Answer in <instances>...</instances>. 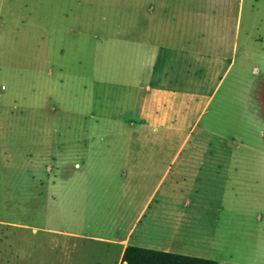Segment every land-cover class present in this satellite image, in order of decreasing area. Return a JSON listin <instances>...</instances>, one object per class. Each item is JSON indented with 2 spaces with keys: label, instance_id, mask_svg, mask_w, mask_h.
<instances>
[{
  "label": "rangeland",
  "instance_id": "1",
  "mask_svg": "<svg viewBox=\"0 0 264 264\" xmlns=\"http://www.w3.org/2000/svg\"><path fill=\"white\" fill-rule=\"evenodd\" d=\"M155 1L0 0V264H117L85 236L146 149L227 165L198 258L264 264V0Z\"/></svg>",
  "mask_w": 264,
  "mask_h": 264
},
{
  "label": "crops",
  "instance_id": "2",
  "mask_svg": "<svg viewBox=\"0 0 264 264\" xmlns=\"http://www.w3.org/2000/svg\"><path fill=\"white\" fill-rule=\"evenodd\" d=\"M208 1L213 13L230 0ZM166 2L155 1L163 11ZM108 154L115 160L111 167L118 168L119 197L108 198V207L104 205L100 222L104 236L85 238L115 249L119 253L117 264L130 246L196 258L210 252L206 249L220 238L216 216L220 219L221 213H229L222 207V190L230 176L227 165L204 150H121Z\"/></svg>",
  "mask_w": 264,
  "mask_h": 264
},
{
  "label": "trees",
  "instance_id": "3",
  "mask_svg": "<svg viewBox=\"0 0 264 264\" xmlns=\"http://www.w3.org/2000/svg\"><path fill=\"white\" fill-rule=\"evenodd\" d=\"M120 264H218L216 261L137 247H126Z\"/></svg>",
  "mask_w": 264,
  "mask_h": 264
},
{
  "label": "bare ground",
  "instance_id": "4",
  "mask_svg": "<svg viewBox=\"0 0 264 264\" xmlns=\"http://www.w3.org/2000/svg\"><path fill=\"white\" fill-rule=\"evenodd\" d=\"M159 234H161V233H159ZM163 234V233H162Z\"/></svg>",
  "mask_w": 264,
  "mask_h": 264
}]
</instances>
